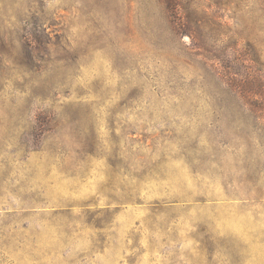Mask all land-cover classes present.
I'll return each instance as SVG.
<instances>
[{
  "label": "rangeland",
  "instance_id": "obj_1",
  "mask_svg": "<svg viewBox=\"0 0 264 264\" xmlns=\"http://www.w3.org/2000/svg\"><path fill=\"white\" fill-rule=\"evenodd\" d=\"M0 264H264V0H0Z\"/></svg>",
  "mask_w": 264,
  "mask_h": 264
}]
</instances>
